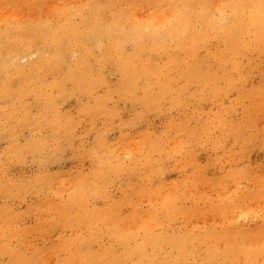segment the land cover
Listing matches in <instances>:
<instances>
[{"label": "clouds", "instance_id": "obj_1", "mask_svg": "<svg viewBox=\"0 0 264 264\" xmlns=\"http://www.w3.org/2000/svg\"><path fill=\"white\" fill-rule=\"evenodd\" d=\"M0 264H264V0H0Z\"/></svg>", "mask_w": 264, "mask_h": 264}]
</instances>
